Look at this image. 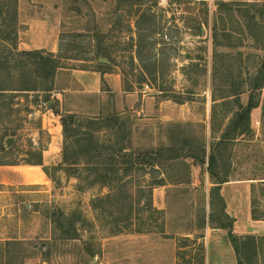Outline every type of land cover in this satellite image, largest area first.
<instances>
[{
	"label": "rangeland",
	"instance_id": "rangeland-1",
	"mask_svg": "<svg viewBox=\"0 0 264 264\" xmlns=\"http://www.w3.org/2000/svg\"><path fill=\"white\" fill-rule=\"evenodd\" d=\"M220 1L229 0L0 1V54L26 50L22 41L27 39L40 45L39 31L29 34L26 24L44 18L50 22V42L56 38L59 43L53 54L65 57L50 77L38 78L34 62L16 53L13 77L5 73L4 78L0 70L5 88H52L8 90L0 97V162L28 167L41 153L39 166L46 176L38 184L0 186V264H237L225 235L207 227L217 225L210 215L219 209L210 207L208 215L213 183L207 164L189 156L202 155V142L210 154L228 122L221 90L217 104L213 100V69H238L247 76L264 57V49L241 33L239 22L219 12ZM221 15L219 30H234L230 41L237 48L225 45L224 31L215 41V18ZM105 48L111 57L102 67L98 56ZM238 51L242 59L236 62ZM248 96L249 91L242 94V103ZM258 97L251 132L239 135L222 153L230 180L264 178V86ZM55 110L82 122L120 117L122 129L92 131L100 144H125L136 156L176 145L166 154L173 159L155 165L134 160L131 168L117 161L109 171L84 170L81 179L61 169L51 179L44 168L63 162L65 146ZM123 132L128 133L124 140ZM184 138L192 140L193 148L184 146ZM75 139L70 132V153ZM71 161L79 169L96 164L87 156ZM258 188L264 195L260 183ZM55 209L64 213V226L74 225L75 238H59L64 226L51 221Z\"/></svg>",
	"mask_w": 264,
	"mask_h": 264
},
{
	"label": "trees",
	"instance_id": "trees-1",
	"mask_svg": "<svg viewBox=\"0 0 264 264\" xmlns=\"http://www.w3.org/2000/svg\"><path fill=\"white\" fill-rule=\"evenodd\" d=\"M1 1V0H0ZM125 1V0H121ZM134 3L141 4L144 0H128ZM205 2V1H204ZM203 2V3H204ZM220 13H227L229 17L236 19L237 22L240 23L241 33L245 36L249 35L250 39L252 38L255 43L259 46V48L264 49V2H243L239 5H235L232 0L229 1H220L218 4ZM145 15V14H144ZM143 15V16H144ZM224 17L221 15L219 20L215 18L214 23V37L215 41L218 42V35L223 32L225 38L228 39V43L225 45L227 47L237 46L232 43L230 40L234 37V30L224 29L222 31L219 30V21L220 23H224ZM99 27V26H98ZM99 35L102 33V30L98 29ZM4 40V39H3ZM236 46V47H235ZM16 50V54L20 55L21 58H29L35 64V71L38 78L50 77L55 75V72L58 68L63 67L61 64V59L65 58L62 55L55 56L52 52L45 54L42 50ZM14 52L0 54V67L1 72L4 75L5 73L8 78L13 77L12 67V59L15 56ZM242 52L238 51L237 54L233 56V60L238 62L240 61ZM111 57V52L109 49L105 48L101 50L98 59L99 65L102 67L108 66L107 60L109 61ZM69 59H73L75 57H67ZM102 58L106 59V62L101 61ZM77 59V58H76ZM230 61V60H229ZM23 67V65H22ZM107 70H103V73H106ZM212 96L215 104H217V92L219 90L222 91V95L220 100L224 102L226 107V113L224 117L228 122L225 125L224 131L221 134L220 138L215 140L212 143L210 154L207 155V147L206 143L201 144L200 153L202 155L198 156L196 152L189 154L197 164H207V170L210 174L212 182L214 186L210 190V204L211 211L219 206L217 211L211 212L210 220L217 222L215 227L223 228L228 231V237L235 249L236 256L238 259V264H259V250H261L262 246H264V236L262 238H258L255 235H247V236H239L234 232V223L235 218L231 217L227 213V204L225 199L221 194V189L224 183L229 180L230 176V167L224 162H221L222 153L224 150H228L231 147L233 140L237 135L248 134L251 132V119H252V111L259 104V93L260 90L264 86V57L262 63L257 68V70L253 74H247L244 76L243 71L226 69L219 70L218 68H214L212 72ZM16 91V93H22L25 91H50L51 87L38 89L35 87H15V88H5L4 86H0V97H4L7 91ZM246 91H249L248 101L247 103H242L241 97L242 94ZM16 94L15 92H13ZM214 111V110H213ZM56 114L61 115L59 110H55ZM216 112V111H214ZM61 124L63 126V133L65 137V146L63 149V162L57 166L45 167V172L51 179H55L53 175L56 174L57 171L63 169L69 175H73L77 179H81L82 174L86 171H109L113 168L117 161H121L122 163H130L131 167L134 166L136 161L141 160L142 162L155 165L156 163H161L163 160H172L173 157H166L167 153H170L176 145L168 148L159 150L158 154H141V155H133L130 152L126 151L125 144L120 146L118 143L116 146L111 144H100L99 140L93 135L92 131L104 128L106 126L110 127L112 130L122 129L125 126V122L121 121L120 117L112 116L104 121L102 119H94L88 118L84 122L77 119L75 114H68V116L61 115ZM89 127L90 130L85 131L84 129ZM70 132L72 135L76 137L74 140V145H76L71 153L69 152V147L66 146V141H68L70 137ZM123 140L128 133H122ZM182 142L184 146H191L194 143L192 140L184 138ZM191 148H193L191 146ZM3 149L5 147L3 146ZM176 150V149H175ZM73 156L89 157L90 161H95V165H88V167L79 169L75 166V163L71 161ZM155 158L154 160L152 158ZM42 155L39 154V160L35 162H30L32 165H42ZM65 163L71 164V167H66ZM139 163V162H137ZM0 165H15L12 163H1ZM144 165V164H143ZM162 182H158L161 184ZM89 185V186H88ZM87 186L92 187L94 185V181L89 183ZM217 202V203H216ZM256 203V202H255ZM218 204V205H217ZM254 217L257 219H264V211L260 212L256 209H253ZM65 218L64 213L60 210L55 209L51 214V221L55 224V227L63 224V220ZM64 226V224H63ZM77 230L74 225H71V229L64 226L63 233L59 236L60 239H69L75 238L77 235ZM9 246L11 244H15V240L8 241Z\"/></svg>",
	"mask_w": 264,
	"mask_h": 264
},
{
	"label": "crops",
	"instance_id": "crops-1",
	"mask_svg": "<svg viewBox=\"0 0 264 264\" xmlns=\"http://www.w3.org/2000/svg\"><path fill=\"white\" fill-rule=\"evenodd\" d=\"M49 24L50 22L44 18L39 20L32 19V21L27 23L26 25L29 26L28 33L32 35L33 33L39 31L40 35L42 36V43L40 45L34 46L29 43V39H27V41L23 40L22 43L27 46H23L22 49H47L52 53L58 52V40L55 38L56 42L53 41V43H51L49 39L51 37V29ZM20 40H22V37H20ZM238 136L239 135H237L236 138ZM2 173H8L9 176L4 177ZM45 177L46 176L39 165H31L28 167L17 165H0V186L2 187L14 186L17 184L25 186L38 184L42 182ZM28 178H30V180ZM259 183L264 187V178L230 180L229 176V180L222 186L221 194L227 204V213L231 217L235 218L234 232L239 236L255 235L258 238H262L264 236V219H257L253 214V209H256L260 212L264 211L261 209L263 206L262 203H264V195H261V193L257 190L259 189ZM212 186H214V183ZM262 190L264 194V189ZM210 207L211 206L209 205L207 208L208 215L210 213ZM207 227L209 229L212 228L210 230L217 229L221 231L223 235H225L226 239H228L227 248L230 253H233L236 263L238 264L235 249L228 237V231L215 226L211 227L208 225ZM263 248L264 246H262L261 249ZM261 257L262 252L259 250V264L263 263V258Z\"/></svg>",
	"mask_w": 264,
	"mask_h": 264
},
{
	"label": "water",
	"instance_id": "water-1",
	"mask_svg": "<svg viewBox=\"0 0 264 264\" xmlns=\"http://www.w3.org/2000/svg\"><path fill=\"white\" fill-rule=\"evenodd\" d=\"M101 61L105 62V61H106V59H105V58H102V59H101Z\"/></svg>",
	"mask_w": 264,
	"mask_h": 264
}]
</instances>
